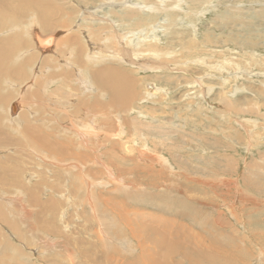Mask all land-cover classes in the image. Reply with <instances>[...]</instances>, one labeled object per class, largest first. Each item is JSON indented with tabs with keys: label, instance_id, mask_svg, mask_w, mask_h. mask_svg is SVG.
Returning a JSON list of instances; mask_svg holds the SVG:
<instances>
[{
	"label": "rangeland",
	"instance_id": "obj_1",
	"mask_svg": "<svg viewBox=\"0 0 264 264\" xmlns=\"http://www.w3.org/2000/svg\"><path fill=\"white\" fill-rule=\"evenodd\" d=\"M16 1H8L14 3L9 9L12 15L21 8ZM61 1L69 7L65 12L79 14H75L79 19L67 28L69 34H74L78 43L85 40L88 51L90 43H94L93 49L100 47L115 55L119 52L123 60L113 61L112 67L121 66V74L126 73L128 79L134 77L136 87L125 107H115V102H111L115 94L94 86L90 76L91 70L111 62L101 57L97 63L85 60L86 69L77 76L69 47L65 49L67 59L57 55L63 62L52 58L47 61L48 66L40 65L42 57L38 53L32 71L43 73L48 68L45 76L38 74L46 89H41L40 99L31 100L29 96L33 77L17 81L13 92L9 81L0 77V89L5 87L3 92L11 93L3 107L7 111L1 112L12 125L10 120L15 118L12 128L20 134L17 145L0 148V157L18 148V166L8 165V169L22 176L24 182L26 175L33 173L36 177L25 182L27 187L31 183L36 188L30 201L25 192L17 194L12 184L0 187L1 203L8 209L7 214L33 241L31 247H26L11 236L13 230L0 223V232L28 256H22L21 262L101 264L99 261L106 255L112 257L107 264H148L145 242L128 234L129 221L136 222L132 227L143 221L164 231L159 233L168 242L188 230L192 231L188 236L192 242L204 236L205 244L202 239L199 241L202 252L209 258L221 256L216 261L219 264H229L227 254L235 255L236 264H264V0ZM127 3L125 10L123 4ZM43 4L46 3L41 2L30 12L26 10L23 19L34 15ZM150 4L155 7L149 9ZM63 6L51 9L60 12L64 11ZM87 10L97 11V16H90ZM123 10L130 17L115 23L114 14ZM137 17H143V25H137ZM46 18L45 33L36 24L19 28L11 22L9 27L2 26L0 35L5 38L16 32L22 35L21 40L34 43V49L20 54L23 58L37 50L44 53L34 41V32L55 34L57 38L66 32L58 27V20L51 26V13ZM107 21L114 22L113 27L97 29L113 24ZM89 25L96 28L91 27L92 35L87 33ZM122 33L128 38L120 37ZM45 42L51 48L49 53L53 37H46ZM64 61L69 65L65 66ZM81 62L84 65V54ZM58 71L64 72V77L52 82L50 75ZM148 83L153 86L150 88ZM11 102H19L21 115L19 111L10 113ZM53 115L55 120L60 116L63 119L55 121L51 119ZM47 131L53 134L49 142L56 138L67 143L69 153L52 155L37 150L32 135H46ZM12 133L15 132L9 131L8 135L13 137ZM74 154L84 158L81 168L76 167L80 158ZM68 170H81V174L69 180L72 174ZM38 198L59 200L53 224L49 223L62 231L61 225L67 226V231L57 237L63 244L37 223L43 218L42 222L47 224L49 215L37 204ZM124 208L127 219L122 223L115 212ZM171 209L179 213V232H166V225L171 228V222L165 219H176L167 213ZM138 211L144 216L137 215ZM80 246L83 249L79 255ZM202 252L196 249L195 253ZM151 254L157 262L162 261L156 242ZM186 260L178 254L174 264H187Z\"/></svg>",
	"mask_w": 264,
	"mask_h": 264
},
{
	"label": "bare ground",
	"instance_id": "obj_2",
	"mask_svg": "<svg viewBox=\"0 0 264 264\" xmlns=\"http://www.w3.org/2000/svg\"><path fill=\"white\" fill-rule=\"evenodd\" d=\"M9 1V0H8ZM7 0H0V30H2V26L3 27H9L11 26V24L13 22H16V26H18L19 28L24 26V28H28L29 26H31L32 24H36L38 25V27L40 28V30L45 31L46 30L48 31V20L46 18V14L47 13H51V18L49 19V23H51V26L53 24V21L55 20H58V27H62L66 32L65 34L62 35V38L61 36H59L58 38H56V36L54 34H45V35H39L38 32H34V36H35V39L34 41H36V43L38 44L39 48L41 49H44L45 52L44 53H41L39 52L38 50L37 51H33L30 53V56L26 57V58H23L24 55H20L23 50H25V53L29 52L30 49H34L33 47V44L31 43L30 40H21L22 38V35L20 33H16L14 32L13 34H10L9 37H2L0 35V77L3 78L4 80H8L9 81V87L10 89L12 90V87H14L16 84H17V81H22V80H25L29 77H33L34 79V83L31 84L29 87V96H30V99L32 100L33 98L34 99H40L42 97V91L41 89H45L44 88V80L43 82L41 83V81H39V76H45V71L48 69L47 67L45 68V70L43 71V73H39V72H33L31 67L32 65L36 62V60L38 59V53H39V56L41 55L42 59L39 60L40 62V65L42 66L43 64L48 66L49 63H47V61H50L52 58L55 60L59 59L58 57L59 56H65L64 58H66V54H65V49L66 47H69L70 50H71V53H72V56H73V60L76 62V64H73V70L74 72H76V75L77 76H80L79 74L83 75V71L86 69V61L87 62H94V63H97V59L99 57H101L103 60L105 61H109L111 62V64H107L105 66H102L100 68H96V69H93L90 71V76L92 77L93 79V85L94 86H101L109 91H111L112 94H115V96L113 97V99L111 100V102H115L116 106L115 107H118V108H123L125 107V105L130 101L131 99V94L133 92H135V87H136V82L135 80L133 79L134 77L130 78L131 79H128V78H125L126 76H124L126 73L121 74L123 73V71H121L122 69L119 67V66H115L112 67V63L113 61H116L117 59L119 60H123L122 57L119 56V52L118 55H115L113 54V51H108L107 49H102L100 47H92V44L94 43H90L91 45V49L89 48V51L88 49L86 48L85 44H86V41L84 40V43L81 42V43H78L76 41V38L74 37V34H69L70 33V30L67 31V28L72 24L74 23L76 20L79 19V17L76 19L77 16H79V14H76L77 16L75 17V14L74 13H69V12H65V9H69L68 6H63L61 0H59V4H54L57 0H15L16 2H18L20 5H21V8L13 13V15L11 13H9V9L11 8L12 5H14V3H10L8 2ZM13 1V0H12ZM93 1V0H92ZM118 1V0H117ZM115 1V2H117ZM147 1V0H146ZM41 2H44L46 4H43L41 6V8H39L40 10L39 11H35V14L32 15L30 14L28 16V18L26 20H24L23 18L25 17V13H26V10H28L29 12L32 11V10H35L34 6H39ZM114 2V3H115ZM127 2H130L132 3L130 0H127ZM101 3V2H100ZM103 3V2H102ZM118 3V2H117ZM123 3V2H122ZM135 3V2H134ZM155 3V2H154ZM76 4V3H75ZM113 4V3H112ZM111 4V5H112ZM121 4V3H120ZM58 6L60 8H64V11H60V12H56L55 10L51 9L55 6ZM73 5V4H72ZM81 5V4H80ZM124 5V9L126 10V8H128V3ZM133 6V4H129V6ZM156 5V4H155ZM53 6V7H52ZM102 6V5H101ZM120 6V5H119ZM122 6V5H121ZM40 7V6H39ZM72 7V6H71ZM104 7V6H103ZM154 4H150V6H148L149 9L151 8H154ZM175 7V6H174ZM38 8V7H37ZM57 8V7H56ZM73 8V7H72ZM83 8H85L83 6ZM82 8V9H83ZM120 8V7H119ZM58 9V8H57ZM56 9V10H57ZM75 9V8H74ZM81 9V8H80ZM89 9V8H88ZM115 9V8H114ZM117 9V8H116ZM120 10V9H119ZM68 11V10H67ZM73 11V9H72ZM76 11V10H75ZM89 13H90V16H97V11H90V10H87ZM124 11V10H123ZM122 11V12H123ZM131 11V10H130ZM122 12L120 11L121 14H114L117 21L115 20V23H122L126 20V18H129L130 15L128 13H126V11H124V13L122 14ZM117 13V12H116ZM2 15H4V18L2 19ZM99 15V14H98ZM85 16V15H84ZM102 16V15H101ZM75 17V18H74ZM103 17V16H102ZM67 18V19H66ZM85 18V17H84ZM86 18H88L86 16ZM104 18V17H103ZM24 20V21H21V20ZM106 18H104V20H106ZM143 17H137L136 18V22H137V25H143ZM12 22V23H11ZM107 22H112V21H107ZM71 23V24H70ZM113 24H108V25H100L97 29L99 28H105V29H108L110 26L113 27L114 25V22H112ZM89 24H92V22H89ZM102 24V23H101ZM106 24V23H105ZM15 25V24H14ZM86 25V24H85ZM85 25H84V29H85ZM15 27V26H14ZM78 27H81L80 23H79V26ZM93 29H96L95 27H93L92 25H89V30L87 31V33H90L92 35V28ZM80 29V28H79ZM5 30V29H4ZM9 30H11L9 28ZM82 30V29H80ZM75 31V30H74ZM112 31V30H111ZM5 32V31H4ZM43 32V33H45ZM110 32V31H109ZM86 33V32H85ZM84 33V34H85ZM112 33V32H111ZM29 35V34H28ZM101 35V34H100ZM53 37V49H52V53L49 52L48 53V50L50 49L49 47L46 46V42H45V39L46 37ZM85 37L87 35H84ZM118 36V35H117ZM115 37H116V34H115ZM120 37L124 38V39H127L128 38V35L127 34H121ZM61 38V39H60ZM87 38V37H86ZM92 39V38H91ZM93 40V39H92ZM123 40V39H122ZM145 42V41H144ZM52 44V45H53ZM150 44V43H149ZM148 44V45H149ZM37 46V47H38ZM114 46V45H113ZM117 47V46H116ZM153 46H149V48L151 49ZM30 48V49H29ZM110 48V47H109ZM189 49V48H188ZM80 50V51H79ZM79 51V52H78ZM47 52V53H46ZM88 52V53H86ZM109 52V53H108ZM19 53V54H18ZM63 53V54H62ZM82 54H84V65H83V62H81V59H82ZM138 54V53H137ZM58 55V57H57ZM136 55V54H135ZM139 55V54H138ZM52 56V57H50ZM123 56V55H122ZM25 57V56H24ZM126 57V55H125ZM63 59V58H62ZM62 59H59L58 63H60V60L61 62H63ZM67 59V58H66ZM128 59V58H126ZM125 59V60H126ZM86 60V61H85ZM53 61V60H52ZM127 61V60H126ZM17 62V63H16ZM128 62V61H127ZM140 62V61H139ZM65 66H68L69 63L68 62H65ZM62 63V65L64 64ZM57 64V63H56ZM136 64V63H135ZM40 66V67H41ZM54 66L53 64L51 65V67ZM64 66V65H63ZM71 66V65H70ZM84 66V69H80L81 67ZM135 66V65H134ZM156 67H159L157 65H155ZM60 67V66H59ZM124 67V65H123ZM62 68H65V67H62ZM103 68V69H102ZM71 69V68H70ZM116 69V70H115ZM121 69V70H120ZM137 69V68H136ZM159 69V68H158ZM65 71V70H63ZM55 72V71H54ZM53 72V73H54ZM72 72V71H71ZM51 73V72H50ZM63 73L64 72H61V71H58V73H55V74H52L50 75V78H51V81L52 82H55V81H58L59 82V79L62 80V77L63 76ZM127 75V74H126ZM130 75V74H129ZM34 76H37L34 77ZM67 76H71L70 73H68ZM90 77V78H91ZM129 77V76H128ZM81 79V78H80ZM83 79V78H82ZM29 82V81H28ZM62 82V81H61ZM67 82V81H66ZM80 82V81H79ZM138 82V80H137ZM65 83V82H64ZM150 84V88L151 86H153V83H148ZM2 85V84H1ZM0 85V87H1ZM138 85V84H137ZM35 86V87H34ZM60 86V85H59ZM85 86V85H84ZM40 87V88H39ZM86 87V86H85ZM57 88V87H56ZM5 89L4 88H1L0 89V148H5L7 147V144H11V145H17L18 144V140L20 138V134L17 132V130L15 128H12L15 126V123L13 122V120H15V118H12L10 121H12L13 125L10 124V122H6L7 119H5V114L3 112H1V110H3L4 112L7 111V107L3 109V107L6 106V100L9 96L10 91L7 90L6 93L3 92V90ZM88 89V88H87ZM28 90V88H27ZM46 90V89H45ZM79 90V89H78ZM137 91V89H136ZM13 92V90H12ZM54 93V91H53ZM68 92H66L65 94H67ZM92 93V91H91ZM67 95H70L72 96L73 94H67ZM62 96V95H60ZM68 97V96H66ZM63 98V97H62ZM61 98V99H62ZM70 98V97H68ZM67 98V99H68ZM76 98H78L76 96ZM11 100V99H10ZM60 100V99H59ZM78 100V103H76V105L80 104V99H76ZM75 100V101H76ZM93 100V99H92ZM61 101V100H60ZM63 101V100H62ZM38 102V101H37ZM37 102H33V104H38ZM56 102V101H55ZM65 102V100L63 101ZM72 103L71 101L68 100L67 103ZM100 102V101H99ZM45 103V102H44ZM57 103V102H56ZM90 103V102H89ZM112 103V104H113ZM249 103V102H248ZM17 104L19 105V102H17ZM17 104L16 102H13L10 106V113L11 114H15L16 111H17ZM62 104V102H61ZM83 103H81L82 105ZM8 105V104H7ZM58 105V104H56ZM85 105V104H83ZM103 105V104H102ZM114 105V104H113ZM48 106V105H46ZM50 106V105H49ZM100 106V105H99ZM20 107V105H19ZM59 107V106H58ZM70 107V106H69ZM73 107V106H72ZM85 108L86 106H81V108ZM105 107V106H104ZM103 107V108H104ZM77 108V107H74V109ZM89 108V107H87ZM47 109V108H46ZM80 109V108H79ZM63 111V110H62ZM109 112V111H108ZM22 111H19V114L21 115ZM7 114V113H6ZM4 115V116H3ZM19 115V116H20ZM41 115V114H40ZM60 115V114H58ZM57 115V116H58ZM56 116V115H55ZM110 116V115H109ZM14 117V116H13ZM65 117V116H64ZM47 118V117H46ZM92 118V117H91ZM50 119V118H48ZM51 119L55 120V117L54 115L51 116ZM63 119V116H60L58 118H56L55 121H59ZM88 119V118H87ZM52 120V121H53ZM66 121V120H65ZM91 121V120H90ZM49 123V122H48ZM49 125V124H48ZM50 126V125H49ZM51 126H55V125H52ZM10 129H6V128H9ZM6 129V130H5ZM9 131H12V132H15V133H12L13 134V137L12 136H9L8 133ZM51 131V130H50ZM55 130L53 129V132ZM48 133L46 135H41V134H33L32 137H33V146L39 150V151H46L47 153H51L52 155L55 154L56 152H58L59 154L60 153H69V149L67 147V143H64L62 141H59L58 139H52L50 142H49V139L50 137L53 135H51L49 133V131H47ZM81 138V137H80ZM64 141V140H63ZM52 146H51V144ZM81 145H83V143H80ZM21 148H26L25 145H21L20 146ZM14 150L12 151V154L10 152V155L8 153V155H4L3 157H0L1 161H0V187H4L6 186V184H12V186L16 187V190H18L17 194H21L22 191L23 193L25 192V194H27L28 196V200L30 201V199L32 200L33 199V196H34V192L36 190L35 187H33V185L31 183L29 187H27V184L25 183L26 181L28 182V179L31 177V180L36 178L35 175L32 173L30 176L26 175V181L24 182L23 181V177L20 176L18 173H14V172H11L9 169H8V165H17L18 166V158L15 154H17V152H20V150L18 151V148H13ZM6 150V149H4ZM10 151V150H8ZM73 153V152H72ZM4 154V153H3ZM15 155V156H14ZM63 155V154H62ZM76 155V158H80L79 159V162H76V167H80L81 168V162H84V158L81 156V155H78V154H74ZM18 156H20V154H18ZM25 157V156H24ZM67 157V156H66ZM74 157V156H73ZM55 158V157H54ZM70 159V158H69ZM73 159V158H72ZM75 159V157H74ZM61 160V159H60ZM68 160V159H67ZM25 164V162H24ZM83 164V163H82ZM85 164V163H84ZM22 165V164H21ZM23 166V165H22ZM25 167V165H24ZM23 167V168H24ZM74 167V166H73ZM85 167V165H84ZM35 168V167H34ZM54 168V167H52ZM13 169V167H12ZM11 169V170H12ZM74 169V168H73ZM79 169V168H78ZM26 170V169H24ZM54 170V169H53ZM84 170V169H83ZM11 173H10V172ZM59 171V170H58ZM18 172V171H17ZM74 172V171H73ZM71 172L70 170L67 171V173H70L72 174V176H67L69 177V180H73L75 177H79L80 174H81V170L78 171V173H73ZM69 174V175H70ZM72 177V179H70ZM24 178V179H25ZM43 180V179H42ZM72 182H69V184ZM68 184V185H69ZM41 186V185H40ZM39 186H37L38 188ZM52 187V185H51ZM2 190V189H1ZM0 190V191H1ZM7 191V189H6ZM2 192V191H1ZM0 194H3L1 193ZM27 192V193H26ZM50 192V191H49ZM12 193V192H11ZM10 193V194H11ZM12 195V194H11ZM41 195V194H40ZM63 196V195H62ZM23 197V196H22ZM61 196H59L60 198ZM68 198V197H67ZM66 199V198H65ZM1 197H0V223H3L5 225H7L11 230H13L11 236L13 238H15L16 240H19L21 241L23 244L25 243V246L26 247H31V245H33V241L30 239H27L26 236H25V232H21V230L19 229V227L17 226V221L16 220H13L12 218L9 217V215L7 214V211L8 209L6 210V207L4 206V204L1 203ZM59 200L56 201V199L54 198H51L49 199L48 201H41L39 198L37 199V204L41 207V209L43 210H47L49 215L47 217V215L45 217H47V224H44V222H42L44 219H39L37 220V223H39L40 227L43 228V230L53 234L54 236H56V239L59 240L62 244H63V241L62 239H59L57 237H61L64 232L67 231V226L66 225H61L63 231L58 228V226H53L51 225L52 223V220H53V217L54 215L58 212V208L56 209V207L58 206ZM12 202V201H11ZM21 204V203H20ZM48 205V207H47ZM115 211V209H114ZM113 211V212H114ZM125 208L124 210L122 211V209L120 210V212H115V215L118 216V219L119 221H122V223L127 219L125 217ZM165 212V211H164ZM170 213L172 215H174L177 219V221H175L176 219H174V221H171L169 219H165L166 221H170L171 222V228L166 225V229L167 231L166 232H179V223H178V217H179V213H176L177 211H172L169 210L167 211V213ZM60 213V212H59ZM166 213V212H165ZM176 213V214H175ZM137 215H142L143 213L141 211H138L136 213ZM30 215V214H29ZM144 216V215H142ZM60 217H62L60 215ZM51 222V223H49ZM46 223V222H45ZM136 222H128V229H129V232L128 234L132 235L133 238L137 237L136 239L140 240V241H144L146 246L148 247V252H149V255L146 256L147 259H149V262L148 264H174V257L175 255H178L180 254L181 256H183L184 258H187V264H219L217 263L216 261L219 260L221 258V256H213L211 258L207 257L203 252H202V245L200 244L201 242H199L201 239L203 240V243L205 244V240H207V238H205L204 236H200V237H197V240L196 241H190L189 240V237L190 234H191V230H188V232H186L183 236H180L179 233L176 234V236L171 239V241L169 240V242L164 239L161 234L159 232H164V231H161L160 229L154 227V226H151V225H146L142 222H140L136 227H132V225H134ZM53 224V223H52ZM2 227V226H1ZM3 231V230H2ZM29 231V230H28ZM28 233H32V232H28ZM85 233V232H83ZM82 234V233H81ZM188 234V235H187ZM130 235V236H131ZM82 236V235H81ZM129 236V237H130ZM9 240L11 242H9ZM192 240V239H191ZM175 241V242H173ZM205 241V242H204ZM154 242H156L158 245H159V248L162 252V255H163V259L162 261L160 262H157L156 261V258L151 254L152 253V250L154 248ZM202 243V244H203ZM203 244V245H204ZM18 245V244H17ZM195 248V249H194ZM83 249V246H80L79 247V250H78V253L79 255L81 254V251ZM194 249V250H193ZM196 249H199L202 254L200 255H197L195 252H196ZM228 249V248H227ZM10 250V251H9ZM117 251V250H116ZM6 252H11L12 255H8L6 254ZM25 251L21 248V247H17L15 243H13V241L11 239H8L6 237V234H4L3 232H0V264H9L8 262L11 261L12 263L11 264H23L21 261H24L21 259L22 256H27V255H24ZM235 252V251H234ZM227 253V251H226ZM106 254V253H105ZM106 255H103V260L105 261L103 264H107V261L111 260L110 257H105ZM28 257V256H27ZM226 258H227V261L229 264H236V260H235V255H230V254H227L226 255ZM102 260V261H103ZM102 261H99L101 264H102ZM113 261V260H112ZM111 261V262H112ZM182 261V259H181ZM203 261H205V263H203ZM17 262V263H16ZM95 263H91V264H99L98 262L96 261H93ZM184 262V261H182ZM181 263V262H180ZM178 263V264H180Z\"/></svg>",
	"mask_w": 264,
	"mask_h": 264
},
{
	"label": "crops",
	"instance_id": "obj_3",
	"mask_svg": "<svg viewBox=\"0 0 264 264\" xmlns=\"http://www.w3.org/2000/svg\"><path fill=\"white\" fill-rule=\"evenodd\" d=\"M48 35V34H47ZM55 35V34H54ZM56 36V35H55ZM57 38V37H56ZM53 46H54V44H53ZM53 46H52V48H53ZM51 49V48H50ZM80 51V50H79ZM78 51V52H79ZM13 102H11V104H12ZM11 104H10V106H11ZM18 111H19V105L17 104V111H16V114L18 113Z\"/></svg>",
	"mask_w": 264,
	"mask_h": 264
}]
</instances>
